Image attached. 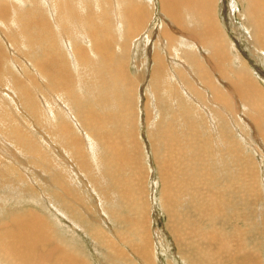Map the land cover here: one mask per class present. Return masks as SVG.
I'll return each mask as SVG.
<instances>
[{
	"label": "rangeland",
	"instance_id": "rangeland-1",
	"mask_svg": "<svg viewBox=\"0 0 264 264\" xmlns=\"http://www.w3.org/2000/svg\"><path fill=\"white\" fill-rule=\"evenodd\" d=\"M137 1L135 0V3L143 5L146 9V26L138 36L136 35L135 39L131 38L127 46H123L118 41L123 40V33L112 20L116 18L117 21L119 20V13L116 14L117 9H121L123 13L130 11V7H127V0H105L103 2L101 0L100 2L97 0H70L72 7L82 18H85V14L88 16L91 9L95 11H92L95 15L100 12L107 15V21L112 26H110L112 38L107 39L111 48L107 53L111 52L114 56L110 54L109 57H105L108 59L115 57L116 59L126 51L125 62L127 65L124 67L129 89L120 88L119 90V87L123 86L121 84L117 87V91H122L118 97L120 102L124 101L123 95H131L127 109L123 108L124 106L116 100V102L113 101L115 104L109 101L111 105L105 104L104 108L102 104H97L98 98L103 94L102 87L100 88L98 84L100 82L97 80L93 82L89 79L91 83L98 84L100 88L95 87L96 90L89 91L82 73V71L84 73L86 71L81 66L76 68L72 62H70L68 70L71 72L75 84L73 89L63 76L60 77L58 83H55L54 79L53 89L44 88L46 81L35 73L36 69L32 68L34 67L31 63L32 59L30 57L25 59L26 47L22 48V46H25L27 39L21 42L22 46L19 45L22 52H19V47L14 51L13 48L16 46L11 48L10 43L4 40L5 36L0 22V45L5 46L8 54L7 60L10 59L5 62V69L18 74L26 83L27 90L31 91H29L30 97L34 98V101H38L35 102L36 105L31 106L25 100V95L20 93L19 85L13 84L9 76L7 78L10 80L5 78L6 80L3 81V77H1L0 145L6 148L0 150L2 151L0 152V230L3 228L4 231L8 229L13 232L11 230L14 224L12 220L14 221L17 217H28L31 220L35 215V218H38L35 220L40 219L39 223H44L38 224L37 228L43 226L49 233L46 235L47 242L45 241L42 246L39 244L41 247L38 246V248L42 249L48 247L47 244H51L49 246H56L60 254L72 255L83 264H148L151 259L155 264H264V134L261 132L263 129L261 127L264 124L259 125L256 122H251L252 114L254 115L260 108L258 103V107L255 104V108H253L252 101H258L259 97L255 98L257 96L252 93L250 95L254 96H249V91L244 92L242 95L244 97H242L240 93L238 94L239 91H236L239 86L244 88L237 83L243 79V75L249 78L247 83L244 81L245 84H253L249 89H254L257 86L264 90V43H262L264 42V30H261V25L264 24V10H259L261 15L256 11L258 16L252 14V18L248 16L245 0H240L241 2L239 0H215L214 3H211L214 0H204L205 2L198 0L201 7L198 5L196 10L191 9V11L210 20V25L214 26L212 31L216 32L215 37L218 40L216 42L207 38L208 34L203 32L202 23L199 25V22H196L195 24L191 16H186L187 13L182 10L179 9L184 14L178 11L183 15L182 24H177L164 14L160 0ZM202 2L205 3V8ZM40 3L45 9V21H53V12L49 7L50 0H40ZM239 3H242L241 5L245 8ZM0 4L7 5L11 21L14 16H18L19 12L25 16L26 20L29 16L35 19L33 10L28 9L29 4L24 0H0ZM86 11L87 13H85ZM244 12L245 14H243ZM179 13L177 15H180ZM98 17L97 19H99ZM97 23H99L98 26L102 25L101 21H97ZM12 24L10 23V26L16 32L22 26L18 22ZM189 25L193 27L189 29ZM15 26L19 28L17 29ZM183 26L188 29L187 32L197 35L198 41H191L179 36ZM68 27L71 31V27L69 25ZM171 27L175 29L174 33H170V36H173L172 41L175 42L174 47L168 45L165 35L170 32ZM50 28L52 35L54 33L58 35L57 32L60 28L59 30H57L58 27L56 29L50 26ZM72 28L73 33L79 37L80 45L86 48L90 57L93 58L92 43L80 35V31H91L92 28H86L80 17L75 18ZM124 30L126 32L125 28ZM166 30L167 32H165ZM61 38L65 39L68 36L67 34L63 37L58 35L56 40L59 45L61 43L62 51L69 54L71 61L70 48L64 47L65 44L63 46ZM71 40L73 42L75 39ZM71 44L69 45L72 46ZM220 44L226 53L225 59L215 57L214 48ZM157 49L162 55L161 58H165L167 71L164 76L154 80L153 71L157 64L152 58L157 53ZM183 50L192 52L189 56L190 64L183 56ZM48 52H52L49 46ZM177 54L181 58H178ZM50 55L53 57L52 53ZM60 56L64 58L59 54ZM209 57L217 67L218 65L222 66L219 68V72L222 74L214 75L212 73ZM98 61L100 62L99 57ZM203 65L207 68L204 70L202 68L200 71L204 73V78L199 73H194L198 72L196 66L203 67ZM89 71L90 69H88ZM24 72L27 74L30 72L31 78L36 74L38 78H32V82ZM221 75L223 78H220ZM214 79V83L218 82L216 84L220 88H217L218 91L220 92L222 89L220 93L225 96V100L227 98L226 103L214 98L213 92H216V89L211 88V82ZM8 80L12 86H10L11 90L6 82ZM14 86L15 89H13ZM169 87L173 90H170ZM56 88L57 90L65 88L73 91L71 93L74 96L70 99L72 101L64 104L62 93L55 95ZM68 90L65 92V96H67ZM232 90L238 98L242 99L239 98L238 101L236 97L232 96L230 94ZM98 91L100 92L97 93ZM128 91L129 93H127ZM112 92L114 93V91ZM98 94L100 95L98 96ZM55 96H60L62 99H56ZM82 96L85 99H81ZM39 97H41L40 100ZM77 97L86 103V111L89 109L90 113L99 117L114 116V120L105 121L106 123L98 122V127L92 125L84 127V124L73 114L74 112L76 114L77 109L75 110L76 106L72 102ZM159 97L161 98L159 99ZM41 100L43 101L41 102ZM44 100L47 101V104ZM247 102L251 103V107ZM66 106L70 110L66 109ZM63 107L65 108L62 109ZM85 107L83 108L85 109ZM128 107H130L129 110ZM35 109L38 111L37 114ZM249 112L251 113L249 114ZM125 115L129 118L131 127L129 125L126 127V121H122L126 120ZM119 118L121 123L118 122ZM62 125L71 127L69 128L71 132L69 137L64 138L58 132ZM80 128L81 130H79ZM98 128L101 131H98ZM170 130L172 131L170 132ZM165 132L168 133V136H173L165 139ZM17 133L26 136L30 141L22 139V146L16 145L15 135ZM72 133L75 138H79L81 150L70 149L68 140L73 136ZM107 133H109L108 137ZM87 134L89 138H87ZM220 134H224V145L221 143ZM103 135L105 136L103 141L108 143L110 150H112L111 145L117 140H121L124 147L129 148L133 145L134 149L136 148L133 151L135 153L128 157V170H122L126 183L115 178H112L115 180L113 182L108 176H105L108 178L106 181H102L97 166L105 163L102 166L107 168V159L111 157L110 152L101 148L100 138ZM132 138L134 139L132 140ZM87 140H91L89 143L95 145L94 153L87 149ZM166 140L174 141L180 152L173 150L170 147L172 143ZM24 142L28 146L27 148L25 144L23 145ZM179 145L183 147L182 150ZM236 152L237 156H235ZM99 155L100 161H105H101V165L98 160ZM168 162H171V165L166 166ZM83 164H86L87 167H83ZM246 166L248 169L251 166V169L248 171ZM134 175L138 179H135ZM129 179L130 181L135 180L130 182ZM173 181L177 185L170 183ZM168 183L170 186L167 187ZM121 185H125L126 189L123 190ZM104 194L107 198L106 201L103 198ZM119 194H121L122 201L119 199ZM100 200H102L101 203H99ZM103 209L105 213L101 212ZM115 217H123L125 221L124 219L117 220ZM8 222L9 224H5ZM1 234L2 231H0ZM103 235H107L108 237L105 238L111 243L112 250L110 251L112 253L110 255L105 247L106 244L101 242ZM229 240L231 241L229 242ZM145 247L148 250L144 249ZM135 250L137 251L135 252ZM144 250H146V254H144ZM111 255L112 257H110ZM119 255H123V258ZM146 256L148 257L145 258ZM144 258L148 261H144ZM0 259H2L0 264H6V259L1 256ZM110 260L112 261L110 262ZM54 263L55 261L52 264Z\"/></svg>",
	"mask_w": 264,
	"mask_h": 264
},
{
	"label": "bare ground",
	"instance_id": "bare-ground-1",
	"mask_svg": "<svg viewBox=\"0 0 264 264\" xmlns=\"http://www.w3.org/2000/svg\"><path fill=\"white\" fill-rule=\"evenodd\" d=\"M26 1L28 4H29V7L28 9H32L33 10V14H34V18L33 19L31 16L28 17V19L26 20L25 19V16L19 12L18 13V16H14V19L13 21L10 20V16H9V12H8V9H7V5H4V4H0V22H1V28H2V32H3V35L5 36L4 40L8 41L10 43V47H14L16 46L15 48H13L14 51H16L15 49H17L19 47V45H21V42H23V40L25 41L27 39V42L25 44V46L23 47L22 45V48H25L26 47V52H25V59L26 57H30L32 59L31 63L33 64L34 67H32L33 69L35 68L36 69V72L37 75L40 76L41 79H45L46 81V84L44 85V88H54V85H52V83H54V79H55V83H58V81L60 80V77L63 76L65 78V80L67 81L68 85L73 89L75 84L73 82V79H72V75H71V72L68 70L69 67H70V62H72L74 64V66L76 68H78L79 66H81L83 68V70H85L86 72L83 73V78H85V83H86V86L87 88L89 89V91L91 90H94L95 87H97V89L99 88L98 86L100 85V88L102 87V90H103V94L98 98V101H97V104H102L103 105V108L105 106V104H110V102L114 103L116 101L120 102L118 100V97H119V94L122 93V91H119L120 88H123V89H129L127 83V79H126V73H125V67L127 65V63L125 62V55L126 54V51H124L122 54L119 55V57H113L115 59H112V58H109L108 57L110 56L111 52L108 54V50L109 48H111V44L110 42L107 40L109 39L110 37L112 38L111 36V25L110 23L107 21V15L104 14V13H98V15H95L93 12L92 9L90 10L91 13L86 16L85 14V18H82L80 15L77 14V12L75 11V9L72 7L71 3H70V0H50V8L52 9V12H53V21H48L46 22L45 21V9L43 8V6L41 5L40 3V0H24ZM100 2V0H97V2ZM102 2L105 1V0H101ZM139 1V0H138ZM137 1V2H138ZM202 1V0H200ZM204 1V0H203ZM207 1V0H206ZM209 1V0H208ZM240 1V0H239ZM246 3H247V11H248V16L249 17H252L253 18V15L254 16H258L257 12L259 13V10H264V0H245ZM127 4H128V8L130 9V11L128 10L126 13L122 12L121 9H117L116 11V14L119 13V20L117 21V18L116 19H113L112 21L114 22V25H118L123 33V40H118L120 41L123 46H127L128 42L132 39H135L139 33L143 30V28L146 26V9L144 8L143 5L139 4V3H135V0H127ZM160 4L163 8V11H164V14L165 15H168L169 18L171 19V21L174 23V22H177L178 23H181L182 24V14L181 13H187L186 16L189 17V15L191 16V19L193 20V22L196 24V22L198 23L199 22V25L200 23H202L203 25V32H205V34H208V39H210L211 41H216L218 42V40L216 39L215 37V34L216 32L213 33L212 29L214 28V26L210 25V20L206 17L204 18L203 16H200V15H196L194 12L191 11V9L194 11V9L196 10V6L199 5V2L198 0H160ZM205 2V1H204ZM215 0L211 3H214ZM241 2V1H240ZM106 3V2H105ZM152 3V2H151ZM203 3V2H202ZM201 3V4H202ZM210 4V3H208ZM207 4V5H208ZM240 4V3H239ZM242 4V3H241ZM240 4V5H241ZM203 7L205 6V3L202 4ZM213 5V4H211ZM245 5V4H244ZM195 8H192L194 7ZM200 6V5H199ZM242 6V5H241ZM88 7V5H87ZM126 7V8H127ZM201 7V6H200ZM202 7V9H204ZM211 7V6H210ZM244 7V6H242ZM199 8V7H198ZM212 8V7H211ZM245 8V7H244ZM243 8V9H244ZM111 9H112V6H111ZM182 10L183 12H181L180 10ZM107 10V9H106ZM123 10H127V9H123ZM93 11V12H92ZM178 11H180L181 13H179ZM200 11V9H199ZM246 11V13H247ZM257 11V12H256ZM180 15H177L178 13ZM197 12V11H196ZM87 13V11L85 12ZM183 13V14H184ZM210 13V12H209ZM245 14V12L243 13ZM260 14V13H259ZM57 15V16H56ZM127 15V16H126ZM261 15V14H260ZM76 17H80L81 20L85 23V27L86 28H92L91 31H80V35L83 36L84 38L88 39L91 43H92V50L91 51V54L93 55V58L90 57L88 51L86 48L82 47L80 45V40H79V37L77 35H75L73 33V24H74V20ZM97 17L99 19H97ZM129 17V18H127ZM187 17V18H188ZM248 17V18H249ZM258 18V17H257ZM262 18V17H261ZM259 19V18H258ZM185 20V19H184ZM251 20V19H250ZM261 20V19H260ZM259 20V22H261ZM264 20V18H263ZM262 20V21H263ZM97 21H101L102 22V25L101 26H98L99 23H97ZM16 22H18L19 24L21 23L22 26H20L21 28L15 26L17 29L19 28V31L16 32L15 29L12 30L11 26H10V23L12 24H15ZM188 23H189V20H188ZM262 23V22H261ZM260 23V24H261ZM12 24V25H13ZM98 24V25H97ZM179 24V25H181ZM212 24V23H211ZM68 25L71 27V31H69V27ZM123 25V26H122ZM193 25V24H192ZM190 26L189 29H191V27L193 26ZM50 26H53L59 30V32H56L58 33L59 36H64L65 34H67L68 38H61L62 39V44L64 47H69L70 48V55H71V61H70V57H69V54H65L63 51H62V45L60 43H57V40H56V37L57 36L55 35V33L52 35V31H51V28ZM111 26V27H110ZM212 26V27H211ZM126 29V32L124 30V28ZM197 27V26H196ZM261 30H264V24L263 26L261 25ZM140 28V29H139ZM199 28V27H198ZM188 29H186L184 26L182 27V29L180 30L179 32V36L181 37H184V38H187L188 40H191V41H198V36L197 35H194L193 33H190V32H187ZM193 30V29H192ZM145 31V30H144ZM143 31V32H144ZM175 29L173 27H171V30L170 32L168 33H165L167 32V30L164 32L165 35L167 36V40H168V45L170 47H174V44L175 42L172 41V37L173 36H170V33L173 32L174 33ZM53 32H55L53 30ZM114 32V31H113ZM220 33V32H219ZM144 34V33H143ZM137 35V36H136ZM178 35V33H177ZM262 35V33H261ZM135 36V37H134ZM263 36H264V31H263ZM134 37V38H133ZM221 37V36H220ZM71 39H75L73 42ZM219 40L221 41V39L219 38ZM66 41V42H65ZM263 41V39H262ZM223 42V41H222ZM72 43V44H71ZM264 43V42H262ZM69 44H71L72 46H70ZM48 46H49V49L52 51L51 53L53 54V57L50 55L51 53L48 52ZM64 48V49H66ZM5 46L3 45H0V79L1 77L2 78V81L7 78L8 76L11 78V80L9 78L10 81H13V84L16 83L17 85L20 86L21 88V91L20 93L22 92L25 97H26V101L29 102L31 104V106H34L35 102L31 97H30V90H27V86H26V83L23 81V79L21 77H19L18 74L16 73H12V72H9L5 69V62H7V52L5 50ZM45 49V51H43ZM19 52H22L20 50V47L18 48ZM17 50V51H18ZM66 51V50H65ZM111 51V50H110ZM186 52V53H185ZM214 52H215V57L217 58H224L226 57V53L224 51V48L221 46V44L214 48ZM69 53V52H68ZM18 55V53H16ZM21 54V53H20ZM59 54L62 55V57L64 58H61V56L59 57ZM105 54H108V55H105ZM192 54V52H189V51H184L183 50V56L186 57V59L189 61V56ZM197 54V53H196ZM23 55V53H22ZM112 56L113 53L111 54ZM129 55V54H128ZM66 56H67V59H66ZM105 56H108V57H105ZM161 54L160 52L158 51L157 49V53L154 54V57L152 58L153 61L157 64V66L155 67L154 71H153V79L156 80L157 78H160L162 76L165 75L166 71H167V63L165 61V58L162 59L161 58ZM178 58H181L179 56V54L176 55ZM10 57V56H9ZM99 57V60L100 62L98 61L97 62V59ZM192 57V56H191ZM212 57V56H211ZM15 58V57H14ZM24 58V57H23ZM127 58V57H126ZM197 58V57H196ZM29 59V58H28ZM27 59V60H28ZM57 59V60H56ZM207 59V57H206ZM209 61L211 62V67H212V73L214 75H217L218 74H222L221 72H219V68L222 67V66H219L218 67L214 64L213 60L209 57ZM102 60V61H101ZM198 61V60H197ZM196 62V61H195ZM203 62V61H202ZM9 63V62H8ZM116 63L117 65L114 66L113 64ZM191 63V61H189V64ZM193 63V62H192ZM197 63V62H196ZM226 63V62H225ZM222 65V64H221ZM226 65V64H225ZM14 67V66H13ZM197 67V71L198 72H194L196 74H200L201 77L204 78V73L203 72H200L201 69L203 68L204 69H207L204 65L203 67ZM13 69V68H12ZM88 69H90V71L88 72ZM17 70V69H16ZM25 70V69H24ZM177 70V69H175ZM14 71V70H13ZM209 71V70H208ZM16 72V71H15ZM207 72V71H206ZM26 76H28L30 78V80L33 82L32 78H38L35 74V76H33L32 78L30 77V72L29 74H27L26 72H24ZM177 73V72H176ZM32 74V72H31ZM75 74H78V73H75ZM208 74H210L208 72ZM80 75V74H78ZM25 76V77H26ZM179 76V75H178ZM182 76V75H181ZM208 76V75H207ZM242 76V75H241ZM212 77H215L212 75ZM225 77V76H224ZM220 78H223V76L221 75ZM229 78V77H228ZM241 78V77H240ZM90 80H92L93 82L95 80L99 81L100 83L98 84H93L91 83ZM211 79V78H209ZM251 79V78H250ZM6 80V79H5ZM6 81L7 83L10 82V81ZM238 80V79H237ZM242 80V81H240ZM239 81H237L238 85H241L242 87L244 88H241L239 86V90L236 88V91H239L238 94L240 93L241 96L243 95L244 92L247 93V91H249V96L250 93L254 94L255 98H258V101L254 100L252 101V107L255 108V104H256V107L257 106V103L258 105H260V108L258 110H256L257 112L252 116H251V122H256V124H264V90L261 89V88H258L256 86V82L254 83L255 84V88L254 89H249L251 86H253V84H245L244 81H246L247 83V80H249L248 77L244 76L243 75V79H240ZM252 80V79H251ZM250 80V81H251ZM36 81V80H35ZM41 81H44V80H41ZM84 81V79H83ZM219 81V80H218ZM215 82V79L211 82V88L212 89H216V92H213L214 94V98L218 101H221V102H227V98L225 100V96L223 94H221L220 92L222 91V89L220 90V92L218 91V88L216 84L218 83H214ZM25 83V84H24ZM37 83V82H36ZM61 83V81H60ZM66 83V84H67ZM224 83V82H223ZM252 83V82H250ZM121 84L123 86H121ZM166 84V82H165ZM8 87H10L11 85L8 83ZM39 85V84H38ZM57 85V84H56ZM60 85V84H59ZM189 85V84H188ZM237 86V84H235ZM35 86V85H34ZM93 87V89H91V87ZM121 86V87H119ZM167 86V85H165ZM6 87V86H5ZM12 87V86H11ZM11 87L9 90H11ZM37 87V86H35ZM68 87V86H67ZM117 87H119V90L117 91ZM162 87V86H161ZM221 87V86H220ZM260 87V86H259ZM38 88V87H37ZM99 88V89H100ZM163 88V87H162ZM165 88V87H164ZM218 88V89H217ZM222 88V87H221ZM7 89V88H6ZM13 89H15V86L13 87ZM36 89V88H35ZM121 89V90H123ZM158 89V88H157ZM161 89V88H160ZM167 89V88H166ZM170 89V87H169ZM187 89V87H186ZM20 90V89H19ZM50 90V89H49ZM57 90V88H56ZM68 89H65V88H62V89H59L57 90V93H55V95H59L60 93H62V95L64 96L63 97V103L66 104V103H70V99L71 97H73V91H69L67 94V96H65V92L67 91ZM96 90V89H95ZM132 90V89H131ZM156 90V88H155ZM170 90H173V89H170ZM169 90V91H170ZM189 88H188V92H189ZM194 90V89H193ZM15 91V90H14ZM30 91V92H29ZM53 92V90H51ZM50 91V93H51ZM114 91V93L112 92ZM127 91V90H125ZM130 91V90H129ZM129 91L127 93H129ZM134 91V90H133ZM132 91V92H133ZM163 91V90H162ZM168 91V90H167ZM166 91V92H167ZM251 91V92H250ZM55 92V91H54ZM100 91H98L97 93H99ZM120 92V93H119ZM157 92V90H156ZM159 92V91H158ZM161 92V91H160ZM178 92V91H177ZM39 93V92H38ZM96 93V94H97ZM126 93V92H125ZM134 93V92H133ZM175 93V92H173ZM92 94V93H91ZM93 94H95L93 92ZM124 94V92H123ZM156 94V93H155ZM161 94V93H160ZM179 94V93H178ZM198 94V93H197ZM232 96L236 97L239 101V98L235 95L234 91L232 90L231 93H230ZM61 95V96H62ZM80 95V94H79ZM100 94H98L99 96ZM112 95V96H111ZM182 95V94H181ZM254 95H252L251 97H253ZM29 96V98H28ZM78 96V95H77ZM86 96V95H85ZM124 97V101L123 102H120L126 109H127V106H128V102H129V94H127L126 96L123 95ZM133 96H135L133 94ZM132 96V97H133ZM180 96V94L178 95ZM204 96V95H203ZM239 96V95H238ZM53 97V96H52ZM76 97V95H75ZM112 97H114L115 99H111ZM164 97V95H163ZM244 97V96H242ZM37 98V97H36ZM35 98V99H36ZM41 97H39V100H40ZM54 98L56 99H62V97H58V96H55ZM81 98V97H80ZM161 97H159L160 99ZM177 98V97H176ZM193 98V97H192ZM235 98V99H236ZM262 98V99H260ZM44 99V98H43ZM81 99H85L83 96ZM81 99H79V97H77L72 103L76 106L75 110L77 109L76 111V114L75 112L72 113L76 116V118L79 119L80 122H82L84 124V127H89V125L91 126H97L98 127V122H101V121H112L114 120L113 117L114 116H109V117H105L104 115L99 117L98 115H94V113H90L88 110V112L86 111V103L84 102V100L82 101ZM93 99V98H92ZM195 99V97H194ZM242 99V98H240ZM37 100V99H36ZM55 100V99H54ZM116 100V101H115ZM163 100V99H162ZM161 100V101H162ZM247 100V99H245ZM43 100H41L42 102ZM46 101V100H44ZM51 101V100H50ZM110 101V102H109ZM114 101V102H113ZM133 101V100H132ZM159 101V100H157ZM197 101V100H196ZM202 101V100H200ZM244 101V100H243ZM242 101V102H243ZM38 102V101H37ZM36 102V103H37ZM49 102V101H48ZM52 102V101H51ZM214 102V101H213ZM237 102V101H235ZM130 103H133L130 101ZM161 103V102H159ZM158 103V104H159ZM197 103V102H196ZM248 103V102H247ZM40 104V103H39ZM46 104H47V101H46ZM72 104V105H73ZM115 104V103H114ZM113 104V105H114ZM249 104V103H248ZM251 104V103H250ZM249 104V105H250ZM36 105V104H35ZM50 105V104H49ZM48 105V106H49ZM63 105V104H62ZM96 105V104H95ZM101 105V107H102ZM111 105V104H110ZM133 105V104H132ZM248 105V106H249ZM22 106V105H20ZM38 106V105H37ZM36 106V107H37ZM44 106V105H43ZM48 106H46L48 108ZM191 106V105H190ZM199 106V104H198ZM263 108H262V107ZM40 107V105H39ZM51 107V105H50ZM49 107V109H50ZM68 110H70V108L68 106H66ZM85 107V109L83 108ZM99 107V106H98ZM119 107V106H118ZM122 107V106H121ZM200 107V106H199ZM251 107V105H250ZM33 108V107H32ZM35 108V107H34ZM38 108V107H37ZM65 107H63L62 109H64ZM102 108V110H103ZM120 108V107H119ZM130 107H128V110H129ZM190 108V107H189ZM26 109V108H25ZM94 109V108H93ZM91 109V110H93ZM110 109V108H109ZM125 109V110H126ZM248 109V108H247ZM47 110V109H45ZM73 110V109H72ZM97 110V109H96ZM251 110V109H250ZM249 110V111H250ZM254 111V110H253ZM38 112L36 111L35 109V113ZM92 112V111H91ZM123 112V111H122ZM121 112V113H122ZM130 112V111H129ZM68 113V112H67ZM70 113V111H69ZM125 113V112H124ZM251 112H249L250 114ZM37 114V113H36ZM71 114V113H70ZM97 114V113H96ZM100 114V113H99ZM131 114V113H130ZM73 115V116H74ZM122 115V114H121ZM127 115V114H126ZM125 115V116H126ZM25 116V115H24ZM72 116V115H70ZM108 116V115H107ZM119 116V115H118ZM124 116V114H123ZM129 117V115H127ZM127 116L125 117L126 120H122V121H126V127H128V125L130 124V120L129 118H127ZM204 116V115H203ZM248 116V115H247ZM35 117V116H34ZM117 117V115H116ZM121 117V116H120ZM131 117V116H130ZM124 118V117H122ZM250 118V117H249ZM116 119V118H115ZM120 119V118H119ZM82 120V121H81ZM129 120V121H128ZM132 120V118H131ZM29 121V120H28ZM76 121V120H75ZM121 119L118 121L120 122ZM16 122V121H15ZM105 122V123H106ZM132 122V121H131ZM78 123V121H77ZM104 123V124H105ZM121 123V122H120ZM177 123V122H176ZM74 125V124H73ZM76 125V124H75ZM74 125V126H75ZM79 125V124H78ZM123 125V124H122ZM177 125V124H176ZM252 125V124H251ZM254 125V124H253ZM257 125V126H259ZM72 126V125H71ZM108 126V124H107ZM120 126V124H119ZM130 126V125H129ZM61 128L59 129L58 132H60V134H62L65 137H69V134L71 133L70 132V129L71 127H68V125H62L60 126ZM79 127V126H78ZM83 127V126H82ZM131 127V126H130ZM173 127V126H172ZM256 127V126H255ZM59 128V127H58ZM77 128V127H76ZM123 128V127H122ZM264 129V126L262 125V127ZM15 129V128H14ZM87 129V128H85ZM116 129V128H115ZM128 129V128H126ZM261 129V132L264 134V130ZM81 130V128L79 129ZM98 131H101L99 128L97 129ZM131 130V129H130ZM15 131V130H14ZM76 131V130H75ZM110 131V130H109ZM118 131V129H117ZM120 131V130H119ZM172 130H170L171 132ZM18 132V131H16ZM84 132V131H83ZM113 132H114V129H113ZM169 132V130H168ZM199 132V131H198ZM166 133V138L165 139H169V137L173 136V135H169L168 136V133ZM2 134V133H1ZM4 134V133H3ZM28 134V133H27ZM95 134V133H94ZM109 133H107V137L109 136L108 135ZM171 134V133H170ZM71 135V134H70ZM73 135V133H72ZM86 135V134H85ZM126 135V134H125ZM136 135V134H135ZM156 135V134H155ZM154 135V136H155ZM4 136V135H3ZM11 136V135H10ZM29 136V135H28ZM113 136V135H112ZM134 136V135H133ZM137 136V135H136ZM6 137V136H5ZM102 138L101 139V142L102 144V149H104V151H107L108 153L110 152L109 155H111V157H109L108 160V163H107V160H106V163H107V168L105 166H102L104 164L101 165V161H100V155L98 156V160L100 161V165L101 166H97V169L98 171L100 172V176L102 177V181H106V179H108L107 177L105 176H108L110 178L111 181H115L114 179L112 178H115L117 180H120L122 181L123 183H126V178H125V175L124 173L122 172V170H128L127 169V163H128V157H130L133 153L134 150H136V148L134 149L133 145L130 146L129 148L128 147H124L123 144L120 142L121 140H117L113 145H111V149L109 148V145L106 141H103V137H105L104 135L101 136ZM175 137V136H174ZM220 137H221V143L222 145H224V141H223V137H224V134H220ZM17 138V139H16ZM87 138L88 137V134H87ZM117 138V137H116ZM228 138V137H227ZM15 139H16V145H19V146H22V139H24L25 141L28 140L30 141V139H28L26 136H22L21 134L19 135L18 133L15 135ZM108 139V138H107ZM106 139V140H107ZM134 138H132L133 140ZM259 139V138H258ZM261 139V138H260ZM3 140V139H2ZM130 140V141H132ZM152 140V139H151ZM156 140V139H155ZM175 140V138H174ZM5 141V140H4ZM88 141V140H87ZM91 142V140H89ZM87 143V149L90 150L91 153H94L93 152V147L95 146L93 143ZM111 141V140H110ZM171 144V148L175 151H178V147L176 146V143L172 140H166ZM8 142V141H7ZM157 142V141H156ZM154 142V143H156ZM177 142V141H176ZM200 142V141H199ZM31 143V142H30ZM112 143H113V138H112ZM110 143V144H112ZM135 143V142H134ZM152 143V144H154ZM160 143H162L160 141ZM229 143V142H228ZM5 145V143H3ZM25 144L26 148L28 147L26 145V143L24 142L23 145ZM28 144V143H27ZM68 144L70 145V149L72 148L73 150L77 149V150H81V143H80V140L79 138H75L74 135L70 137V139L68 140ZM125 144V143H124ZM130 144V143H129ZM157 144V143H156ZM201 144V142L199 143V145ZM217 144V143H216ZM127 145V144H125ZM204 145V144H203ZM221 145V147H222ZM228 145V144H227ZM180 146V145H179ZM230 146V145H229ZM202 147V145H201ZM236 147V146H235ZM3 148H6L4 146H1L0 145V150L3 149ZM69 148V147H68ZM183 147L180 146V150H182ZM67 149V148H66ZM69 149V150H70ZM223 149V147H222ZM230 149V148H229ZM168 150V149H167ZM172 150V151H173ZM233 150V149H232ZM6 151V150H5ZM67 151V150H66ZM187 151V150H186ZM237 151V150H236ZM2 152V151H0ZM69 152V151H68ZM83 152V151H82ZM141 152V151H140ZM180 152V151H178ZM188 152V151H187ZM33 154V152H31ZM104 153V152H103ZM35 154V153H34ZM137 154V153H136ZM162 154V153H161ZM37 155V154H36ZM135 155V154H134ZM138 155V154H137ZM93 156V155H92ZM162 156V155H161ZM237 156V152H236V155ZM41 157V156H40ZM43 157V156H42ZM97 157V156H96ZM165 157V156H164ZM207 157V156H206ZM1 158V157H0ZM238 158L240 159V156H238ZM5 159V158H4ZM76 159V157H75ZM80 159V158H79ZM208 159V158H207ZM2 160V159H1ZM40 161V160H39ZM63 161V160H62ZM127 161V162H126ZM102 162H105V161H102ZM60 163V162H59ZM64 163V162H63ZM80 163V161H79ZM78 163V164H79ZM97 164V162H95ZM144 163V162H143ZM171 163V162H170ZM169 162L166 164L169 165L170 164ZM204 163V162H203ZM2 164H3V161H2ZM67 164V162H66ZM180 164V163H179ZM253 164V163H252ZM129 165V164H128ZM131 165V164H130ZM171 165V164H170ZM210 165V164H209ZM61 166V165H60ZM71 166V165H70ZM86 164L84 165L83 164V167H85ZM111 166V167H110ZM132 166V165H131ZM161 166V164H160ZM81 167V166H80ZM87 167V166H86ZM130 167V166H129ZM247 167V166H246ZM63 168V167H62ZM73 168V167H72ZM90 168V167H89ZM88 168V169H89ZM133 168V167H132ZM85 169V168H84ZM107 169V170H106ZM136 169V168H135ZM164 169V168H163ZM248 169V167H247ZM250 169H251V166H250ZM248 169V171L250 170ZM106 170V171H105ZM134 170V168L132 169ZM165 170V169H164ZM74 171V170H72ZM97 171V170H96ZM162 171V170H161ZM166 171V170H165ZM86 172V171H84ZM90 172V171H89ZM93 172V171H92ZM252 172V171H251ZM72 173V172H70ZM97 173V172H96ZM254 173V172H253ZM136 174V173H135ZM165 174V172H164ZM183 174V173H182ZM255 174V173H254ZM139 175V174H138ZM137 175V176H138ZM99 176V175H98ZM257 176V174H256ZM128 177V176H127ZM135 178V175L133 176ZM139 177V176H138ZM165 177V176H164ZM175 177V176H174ZM185 177V176H184ZM249 177V176H248ZM94 178V177H93ZM137 178V177H136ZM135 178V179H136ZM166 178V177H165ZM134 179V180H135ZM138 179V178H137ZM140 179V178H139ZM179 179V178H178ZM82 180V179H81ZM99 180V179H98ZM97 180V181H98ZM128 180V179H127ZM133 179L130 181H134ZM164 180H167V179H164ZM125 181V182H124ZM140 181V180H139ZM177 181V180H175ZM175 181L173 182H170V183H175ZM180 181V180H179ZM182 181V180H181ZM184 181V180H183ZM99 182V181H98ZM118 182V181H117ZM92 183V182H91ZM106 183V182H105ZM108 183V182H107ZM112 183V182H111ZM122 183V184H123ZM129 183V182H128ZM170 183H168L167 187L170 186ZM188 183V182H187ZM120 184V183H119ZM136 184V183H135ZM177 185V183H175ZM174 185V187H176ZM93 185V184H92ZM97 185V184H96ZM114 185V184H113ZM112 185V186H113ZM140 185V184H139ZM250 185V184H249ZM95 186V184H94ZM110 186V185H109ZM115 186V185H114ZM123 186V185H121ZM125 186V185H124ZM123 186V190L126 189L124 188ZM133 186V185H132ZM188 186H190L188 184ZM247 186V185H246ZM91 187V186H90ZM93 187V186H92ZM98 187V186H97ZM127 187V186H126ZM137 187V186H135ZM173 187V186H172ZM179 187V186H178ZM187 187V186H186ZM94 188V187H93ZM116 188V187H115ZM119 188H120V185H119ZM246 188V187H245ZM255 188V187H254ZM138 189V188H137ZM177 189V188H176ZM180 189V188H179ZM249 189V188H248ZM95 190V189H94ZM100 190V189H99ZM111 190V189H110ZM140 190V189H139ZM165 190V189H164ZM163 190V191H164ZM260 190V189H259ZM108 191V190H106ZM128 191V190H127ZM126 191V192H127ZM137 191V190H136ZM257 191V190H256ZM65 192V191H64ZM100 192V191H99ZM110 192V191H109ZM113 192V191H112ZM132 192V191H131ZM97 193V192H96ZM111 193V192H110ZM109 193V195H110ZM120 193V192H118ZM106 194V193H105ZM105 194L103 195V198L105 199V201L107 200V198H105ZM128 194V193H127ZM178 194V193H177ZM121 194H119V199L120 201H122V197L120 196ZM98 196V195H97ZM133 196V195H132ZM171 196V195H170ZM173 196V195H172ZM99 197V196H98ZM131 197V196H129ZM166 197V196H165ZM118 198V197H117ZM133 198V197H132ZM174 198V197H173ZM227 198V197H226ZM102 199V198H101ZM110 199V198H109ZM108 199V200H109ZM144 199V198H143ZM142 199V200H143ZM166 199L168 200V198L166 197ZM165 199V200H166ZM129 200V199H128ZM145 200V199H144ZM102 200L99 201V203H101ZM131 201V200H130ZM218 201V200H217ZM167 202V201H166ZM171 203V202H170ZM221 203V202H220ZM164 204H167V203H164ZM101 205V204H100ZM174 205V204H173ZM223 205H226L225 203H223ZM106 206V205H105ZM217 207V206H215ZM223 207V206H222ZM142 208V207H141ZM133 211V210H132ZM145 211V210H144ZM103 213L104 212V209L101 211ZM35 213V212H34ZM106 213H107V209H106ZM134 213V212H133ZM141 213V212H140ZM144 213V212H143ZM27 214V213H26ZM114 215L116 214L115 212L113 213ZM205 215V213H202ZM27 216V215H26ZM143 216V215H141ZM20 217V216H19ZM40 217V216H39ZM18 218V217H17ZM15 219L14 221L12 220V223L13 226L11 227V230H8L6 229L4 231L3 228H1L2 230V234L0 235V256L3 257L4 259H6V264H52L53 261H55L54 264H83L80 262L79 259H77L76 257L72 256V255H67V254H60L59 253V250L58 248L55 246V247H51L49 245L51 244H47L48 247H43L42 249H39L38 246H42L43 243H45V241L47 242V238H46V235H48L49 233L47 232L48 230L45 229L43 226L40 227V228H37L38 224L39 223V220H35V219H38L37 217L35 218V215L31 218V220L28 219V217H24V218H18V219ZM117 220H121V219H124L125 221V218L123 217H120V218H117L115 217ZM144 218V217H143ZM42 220V219H41ZM44 222V221H43ZM108 222V221H107ZM142 223V222H141ZM5 224H9L8 223H5ZM44 223H41L40 225H42ZM140 224V222H139ZM50 227V226H49ZM182 227V226H181ZM48 228V227H47ZM134 230H135V227H133ZM132 228V230H133ZM129 230V229H128ZM142 231V230H141ZM185 231V229H184ZM199 231V230H198ZM50 232V230H49ZM106 232V231H105ZM134 232V231H133ZM186 232V231H185ZM48 233V234H47ZM108 233V232H107ZM138 233V232H137ZM136 233V234H137ZM182 233V232H181ZM204 233V232H203ZM110 234V233H109ZM187 234V232H186ZM135 235V234H134ZM139 235V234H138ZM188 235V234H187ZM199 235V234H198ZM98 236V235H97ZM102 236V235H101ZM100 236V237H101ZM107 236V235H106ZM106 236L103 235V239H102V244H106V249L109 251V255L110 253H112L110 250H112L111 248V243L108 242L107 238H105ZM137 236V235H136ZM195 236V235H194ZM228 236V235H227ZM108 237V236H107ZM138 237V236H137ZM141 237V235H140ZM186 237V236H185ZM97 238V237H96ZM179 238V237H178ZM181 238V237H180ZM131 239V238H130ZM137 239V238H136ZM135 239V241H136ZM144 239V237H143ZM182 239V238H181ZM180 239V240H181ZM208 239V238H207ZM48 240H51L48 238ZM56 240V239H55ZM133 240V238H132ZM131 240V241H132ZM150 240V239H149ZM184 240V239H183ZM181 240V241H183ZM186 240V239H185ZM129 241V239H128ZM179 241V240H178ZM231 240H229L230 242ZM137 242V241H136ZM144 242V241H143ZM224 242V241H223ZM226 242V241H225ZM49 243V242H48ZM138 243V242H137ZM40 244V245H39ZM101 244V245H102ZM129 244V243H128ZM142 245V244H141ZM140 245V246H141ZM144 245V244H143ZM227 245H230V244H227ZM40 246V247H41ZM44 246V245H43ZM138 246V245H136ZM148 246V245H147ZM199 246V245H198ZM60 247V246H59ZM134 248V247H133ZM132 248V249H133ZM136 249V247H135ZM138 249V248H137ZM141 249V248H140ZM146 249V247L144 248ZM148 250V248L146 249ZM146 250L144 254H146ZM134 251V250H133ZM137 250H135L136 252ZM143 251V250H142ZM116 252V251H114ZM122 252V251H121ZM120 252V253H121ZM140 252V251H139ZM149 252V251H148ZM147 252V253H148ZM220 252V251H219ZM122 254V253H121ZM124 254V252H123ZM143 254V255H144ZM116 255V254H115ZM138 255V253H137ZM120 256V255H119ZM122 256V257H121ZM120 257L123 258V255H121ZM125 256V255H124ZM149 256V255H148ZM148 256H146L145 258H147ZM151 256V255H150ZM112 257V255L110 256ZM76 258V259H75ZM144 258V259H145ZM112 259V258H111ZM117 259V258H116ZM119 259V258H118ZM126 259V258H125ZM151 259V258H150ZM113 260V259H112ZM110 260V262L112 261ZM120 260V259H119ZM118 260V261H119ZM143 260V259H142ZM2 261V259H0V262ZM129 261V259H128ZM141 261V260H140ZM144 261H148L147 259H145ZM145 262V263H146ZM151 262L153 264H155V262H153V260L151 259ZM151 262H149L150 264H152ZM243 262V261H242ZM142 263V261H141ZM148 263V264H149ZM4 264V263H3ZM147 264V263H146Z\"/></svg>",
	"mask_w": 264,
	"mask_h": 264
}]
</instances>
